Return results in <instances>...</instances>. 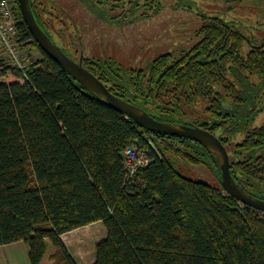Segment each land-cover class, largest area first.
Listing matches in <instances>:
<instances>
[{
  "label": "trees",
  "instance_id": "trees-1",
  "mask_svg": "<svg viewBox=\"0 0 264 264\" xmlns=\"http://www.w3.org/2000/svg\"><path fill=\"white\" fill-rule=\"evenodd\" d=\"M13 2L19 40L30 51L23 71L0 49V245L23 240L30 263L41 264L48 239L54 264H77L61 235L100 221L107 234L93 264H264V213L179 167V158L213 167L207 158L216 166L214 156L190 139L148 131L90 94L40 48ZM30 4L53 40L46 29L58 30V21L38 0ZM201 34L188 58L162 55L146 73L111 60L82 65L159 120L189 124L186 112L204 103L194 123L231 135L235 122H221L220 100L237 107L236 93L264 91V44L239 65L244 36L232 25L215 17ZM221 70L225 80H211ZM131 145L151 159L132 177L123 156ZM245 150L241 156L233 147L232 160L250 159Z\"/></svg>",
  "mask_w": 264,
  "mask_h": 264
},
{
  "label": "rangeland",
  "instance_id": "rangeland-1",
  "mask_svg": "<svg viewBox=\"0 0 264 264\" xmlns=\"http://www.w3.org/2000/svg\"><path fill=\"white\" fill-rule=\"evenodd\" d=\"M73 1L76 4H72L70 8L61 3L71 15H67V19L59 25L60 30L45 29L49 31L53 41L75 60H80L81 56L99 60L110 58L126 69L146 71L149 62L159 54L175 52L181 46L194 44L200 19L204 15L217 16L233 24L251 42L264 40V0H141L146 3L143 7L146 15L137 19L131 17L137 14H130V21L124 27H114L109 15L97 18L81 8L78 0ZM152 5H160L162 9L155 12L154 8H149ZM21 47L23 54L30 51L26 46ZM32 55L42 58L37 50H33ZM179 167L189 178L205 180L214 186L220 184L216 169L206 164L180 163ZM79 229L78 241L74 244L95 261V246L106 237L107 230L99 221ZM52 252V248L46 251L41 264H54L50 259Z\"/></svg>",
  "mask_w": 264,
  "mask_h": 264
},
{
  "label": "flooded vegetation",
  "instance_id": "flooded-vegetation-1",
  "mask_svg": "<svg viewBox=\"0 0 264 264\" xmlns=\"http://www.w3.org/2000/svg\"><path fill=\"white\" fill-rule=\"evenodd\" d=\"M43 1H38V3H40L38 6L39 10L43 11L42 13H44V15H48V16L52 15L56 19V21H58L59 25L63 23L65 19H67L66 17L67 15L68 17L71 15L68 10H65L64 7L61 6L62 5L61 3L68 5L69 8L72 4H76V1H73V0H63V1L62 0H43ZM78 1L80 3L81 8L85 9L86 12H90L91 14L96 15L97 18H105L107 15H109V19H111V21L115 25L114 27H117V26L124 27L128 23V21H130L129 20V17L131 16L130 14H134V15L137 14V16H131V17H137V19H139L140 17H144L146 15V13L143 12V7L146 5V3L141 2V0H78ZM229 1L231 0H226V2H229ZM149 8H154L155 12L160 11L162 9L160 5H152V6H149ZM181 10H184V9H181ZM215 17L221 21L227 22L217 16H205V15L202 16V18L200 19V23H199L200 25L195 34L197 38L194 44L188 47L181 46L175 52L161 53L158 56H156L153 60H151L149 63L151 64L155 59H157L158 57L162 55H170L173 58L180 56V55H184L188 58L190 51H192L195 48V46L203 38L201 34L202 27L205 24L209 23L211 19ZM195 20L196 19H194V21ZM229 24L233 26V29L237 30L239 33H241L244 36L241 48L239 50L240 57H239L238 63L239 65H241L243 61L246 60L247 54L250 51L255 50L256 47L263 45L264 40L260 42L258 41L251 42L249 39H247L246 35L239 28H237L231 23ZM60 28L61 27H58L59 30ZM62 50L70 58L75 60L72 57V55L69 54V52H66V50L64 49ZM76 52L78 53V51ZM86 59H90L93 62H103V61L111 60L114 63H116L113 59H110V58L106 60H99L97 58L85 57V56H81L80 60H75V61L85 63L84 60ZM160 63H177V61L176 60H170V61L166 60V61H161ZM150 64L146 71L143 69H137V70H142L144 73H146L150 70ZM211 64H214V63H211ZM133 70H136V69H133ZM216 78L225 80L226 72L224 70H221L219 72L217 71L211 80H214ZM249 80L252 83L257 84V83H260L261 77H259L258 75H252V76H249ZM217 82H220V81L218 80ZM235 99H236L235 105L237 107L233 106L231 99L222 98L220 100V106L222 108V110L220 111L221 122L225 124V122H229V119H233L235 122L234 123L235 130L233 131L234 133L231 134L232 132H229L232 136L226 133L222 136H218L214 132H212L210 129L201 127L197 125L196 123H194L198 119L197 117L203 113L202 107L204 103L200 105L197 104L191 107L186 112L189 118L188 119L189 124L187 125L198 126L203 129L209 130L211 133L215 134L219 138L221 143L227 149V152L229 155V162H230V172L232 176L234 177V179L244 190H246L247 192H249L250 194H252L253 196L257 198L262 199L260 196L264 195V91L238 92L235 94ZM231 112H233L234 115L228 114ZM152 117L155 118L154 116ZM159 121H163V120H159ZM164 122H173V121H164ZM177 123H181V122H177ZM171 137H176V136H171ZM178 138H181V137H178ZM233 147L237 149L239 155L241 156L244 155L246 148H249V152H251L253 155L250 156V159L242 157L238 160H232L231 149ZM207 159L208 161L211 162V164L213 165V168H215L216 171L218 172L220 184H221V170H220V167L216 159H215L217 163L216 166L213 160H211L210 158H207ZM179 163H186V162L183 158H179ZM198 164H206L205 159H201V162ZM244 172H249L251 175L246 176Z\"/></svg>",
  "mask_w": 264,
  "mask_h": 264
},
{
  "label": "water",
  "instance_id": "water-1",
  "mask_svg": "<svg viewBox=\"0 0 264 264\" xmlns=\"http://www.w3.org/2000/svg\"><path fill=\"white\" fill-rule=\"evenodd\" d=\"M17 1L22 17L40 48L59 63L90 94L106 102L126 117L137 121L148 131L168 136L189 138L198 142L216 159L221 170V186L224 191L242 204L264 212V199L257 198L244 190L232 176L227 149L215 134L198 126L159 121L144 109L113 94L101 79L83 66L81 62L70 58L44 32L36 20L30 0Z\"/></svg>",
  "mask_w": 264,
  "mask_h": 264
},
{
  "label": "built area",
  "instance_id": "built-area-1",
  "mask_svg": "<svg viewBox=\"0 0 264 264\" xmlns=\"http://www.w3.org/2000/svg\"><path fill=\"white\" fill-rule=\"evenodd\" d=\"M19 34V18L13 0H0V49L13 65L24 71L28 62L22 52ZM123 156L125 167L131 177L151 161L147 150L136 145L125 148Z\"/></svg>",
  "mask_w": 264,
  "mask_h": 264
},
{
  "label": "crops",
  "instance_id": "crops-1",
  "mask_svg": "<svg viewBox=\"0 0 264 264\" xmlns=\"http://www.w3.org/2000/svg\"><path fill=\"white\" fill-rule=\"evenodd\" d=\"M89 225L83 226V229L88 227ZM78 230L80 231V229L77 228L70 232L64 233L61 235V238L67 246L68 250L71 252L77 264H93L94 261L90 257H87V255L85 254L86 252L83 249L79 250L74 244V241L77 240L78 237ZM45 246L46 251L52 248L54 252V248L48 239H45ZM0 264H31L29 259L28 244L23 240H18L15 242L0 245Z\"/></svg>",
  "mask_w": 264,
  "mask_h": 264
}]
</instances>
